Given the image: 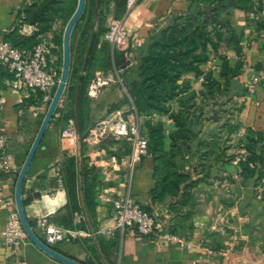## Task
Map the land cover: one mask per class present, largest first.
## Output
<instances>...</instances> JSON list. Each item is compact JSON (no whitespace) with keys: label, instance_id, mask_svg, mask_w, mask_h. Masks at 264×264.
<instances>
[{"label":"crops","instance_id":"1","mask_svg":"<svg viewBox=\"0 0 264 264\" xmlns=\"http://www.w3.org/2000/svg\"><path fill=\"white\" fill-rule=\"evenodd\" d=\"M33 1L0 0V42H11L13 37L35 38L38 42L47 38L59 58L60 46L63 51V37L62 45L59 40L62 31L64 35L66 25L62 19H58L50 31L39 32L36 25L25 21V10ZM254 2L253 11H230L233 26L241 39V51L237 52L231 45L221 43L217 51L210 48L211 59L201 67L204 72L213 71L215 77L224 84L225 78L220 74L221 57L226 56L232 67L240 65L238 75L230 79L229 96L210 102L206 107L208 118L203 119L195 143L200 139L208 142L209 146L194 147L192 152L185 151L182 154L179 170L189 175V180L181 185L178 195L169 194L163 201H154L151 190L156 185L155 167L149 155L144 156L136 166L131 179V196L162 219V233L178 234L191 242L192 246L157 235L132 237L128 232L121 231L114 237L98 234L99 228L114 224L113 206L100 203L97 195L94 198L93 194L90 200L86 195L87 185L94 177V193L103 189L114 198L128 191L126 182L129 181L131 148L127 153L122 145L124 142L113 136L106 137L100 146H89L85 139L99 121L111 115L123 114L129 119L145 120L134 109L128 85L135 80L136 69L146 52L152 31L164 26L172 16L185 14L192 4L189 0H154L139 2L119 20L123 21L131 36L134 66L120 71L125 64V52L114 49L101 36L98 48L108 43L111 67L107 70L98 69L95 75L103 71L112 75L115 81L107 85L97 97H90L87 134L84 137L80 135L81 88L78 85L75 117L64 118L63 95L29 168L22 196L29 219L36 222L39 215H49L54 222L66 228L92 234L69 236L53 247L84 264H264V197L257 199L254 190L262 167L252 164L255 168L252 173L236 178L235 167L231 163L249 132L258 133L264 139V30L256 29V22L264 20V0ZM113 10L114 4L111 5L107 26L114 21ZM255 76H259L260 80L256 92L251 95L248 87ZM201 77L204 78L203 75L196 76L194 72H189L182 80L189 81L198 92L202 87ZM11 82V75L0 65V135L9 140L7 154L11 162V169L2 173L3 196L12 202L9 208L0 207V264H66L43 252L30 239L17 248L4 242L3 230L10 212L17 209V177L46 114L40 91L26 87L15 89ZM126 97L129 100L123 102ZM77 100L79 131L76 126ZM197 102H200V95L197 96ZM114 105L119 107L111 110ZM158 121L165 124V148L169 149V135L176 129L175 122L168 116L155 113L153 122ZM230 126H233L231 132ZM67 127L76 128V140L64 135ZM220 137L223 147L212 152L213 141ZM112 141L117 142L111 144ZM112 156L119 158L120 170L110 163ZM71 158L75 159L78 175L75 212L63 178L65 163ZM102 165L107 166L108 174L103 173ZM78 215H83L86 220L84 229L76 224Z\"/></svg>","mask_w":264,"mask_h":264},{"label":"trees","instance_id":"2","mask_svg":"<svg viewBox=\"0 0 264 264\" xmlns=\"http://www.w3.org/2000/svg\"><path fill=\"white\" fill-rule=\"evenodd\" d=\"M189 1L192 4L185 14L172 16L164 26L152 31L146 52L136 69L135 80L128 85V93L137 115L145 117L142 124L143 132L148 138V155L153 159L155 167L156 185L151 190L154 201H163L169 194L178 195L181 185L189 180V175L179 170L183 152H192L194 147L205 144L209 146L208 142L205 143L200 139L195 143L199 129L203 126V119L208 118L206 107L210 102L229 96L230 79L238 75L240 65L232 67L226 56L221 57L220 74L225 78L224 84L215 77L213 71L204 72L201 67L211 59L210 48L217 51L221 43L231 45L237 52L241 51V39L233 26L230 11L255 10L254 0ZM77 4L78 0H34L25 10V21L36 25L39 32L50 31L53 23L58 19H62L66 25L75 12ZM112 4H114L113 20L119 21L127 11L126 0H99V3L97 0H86L84 11L71 35V67L64 94V118L75 117V95L79 85L82 137L88 132L86 125L90 96L87 88L94 79L96 70H107L111 67L108 59L110 53L108 43H103L101 49L98 48V43L107 31V19ZM207 7H211V10L207 11ZM256 29L264 30V20L256 22ZM95 31L97 33L95 46L90 55L87 71L83 73L85 56ZM62 37L63 31L59 40L61 45ZM11 43L20 49L30 50L38 40L13 37ZM60 55L58 65L62 72L63 57L60 58ZM5 72L8 73L6 70ZM189 72H194L196 76H204L200 91L194 90L189 81L182 80V77ZM198 95L200 102H197ZM128 100L126 97L123 102ZM118 107L119 105H114L111 110ZM155 113L168 116L175 122L176 129L169 135L171 139L169 149L165 148V124L162 121L153 122ZM232 130L233 126H230L229 131ZM221 139L220 137L213 141L212 152L223 147ZM263 140L260 134L253 132H249L244 140L249 155L241 162V176L249 175L255 170L254 166L260 164L262 170L257 175L256 184L264 173ZM120 141L124 142L122 145L129 153L130 142L124 139ZM116 142L112 141L111 144ZM63 178L75 212L78 175L74 158L65 163ZM95 182L94 177L87 185L86 195L89 200L92 199L93 194L94 198L97 195V191L93 192ZM144 209L150 211L148 208ZM85 222L83 218L77 226L84 229ZM30 223L37 232L36 222L30 220Z\"/></svg>","mask_w":264,"mask_h":264},{"label":"built area","instance_id":"3","mask_svg":"<svg viewBox=\"0 0 264 264\" xmlns=\"http://www.w3.org/2000/svg\"><path fill=\"white\" fill-rule=\"evenodd\" d=\"M152 2L154 0H126L127 13L130 12L139 2ZM38 30L37 28H35ZM114 49H120L125 52V64L120 68V71L134 66L133 51L130 49L131 36L123 25V21H111L108 24L107 31L103 36ZM130 49V50H129ZM0 65L11 75L12 88L19 89L26 87L33 90H38L42 93L43 103L47 111L50 102L52 101L55 89L57 88L61 72L58 65V56L53 51L51 41L43 38L32 49H20L14 46L9 41L0 42ZM119 71V72H120ZM204 81V78H200ZM260 77H253L249 83L248 93L254 94L257 89V83ZM115 81L112 75L105 74L103 71H98L88 87V95L91 98L97 97L102 90ZM36 113V112H35ZM64 135L69 139L76 140L78 132L75 127H67L64 129ZM113 136L116 139H124L131 144V153L129 156L128 167L129 175L128 191L125 195L112 198L109 194L99 189L97 198L100 203L111 204L113 206L112 219L114 224L110 227L99 228L98 234H103L107 237H114L118 231L122 233L128 232L132 237L157 235L158 237L179 244H187L192 246V243L184 237L172 232L162 233L164 223L160 217L153 212L147 211L141 204L136 202L131 196L130 187L136 166L142 161L143 157L148 155V138L143 132V125L140 118L129 119L123 114H115L99 121L89 132L85 141L89 146H100L103 140ZM8 138L0 135V207L9 208L12 202L5 199L3 196L2 173L11 169V162L7 154ZM249 155V150L245 141H242L237 149L236 154L231 159L232 165L235 167L234 176L240 178L242 174L241 162ZM116 170H120L121 162L116 156L111 157V162ZM102 171L108 174L109 171L106 165H102ZM257 199L264 197V173L259 182L254 187ZM83 215L76 217V224H80ZM36 230L38 235L48 245H56L69 236H91L92 234L86 231L74 230L59 225L51 220L49 215H39L36 219ZM3 238L5 244L14 248L19 247L29 238L22 226L17 209L10 212L9 219L3 230Z\"/></svg>","mask_w":264,"mask_h":264},{"label":"water","instance_id":"4","mask_svg":"<svg viewBox=\"0 0 264 264\" xmlns=\"http://www.w3.org/2000/svg\"><path fill=\"white\" fill-rule=\"evenodd\" d=\"M97 1L99 3V0ZM85 4H86V0H78L76 10L66 24L64 35H63V65H62L60 81L53 95L52 101L50 102L48 106L46 114L43 118L39 131L29 151V154L25 160V163L17 177L16 188H15V201H16L17 211L19 213L22 226L28 238L43 252H45L51 257L56 258L66 264H84V263L61 253L55 247L45 243V241L38 235V233L35 231V229L32 227L30 223L29 217L27 216V213L24 207L22 196H23V186H24L25 178L27 176L29 168L43 141L45 133L52 121V118L58 108V105L64 95V92L67 86L68 77L70 73V67H71V35H72V31H73L75 24L78 22V20L80 19L84 11ZM210 10H211V7H207V11H210ZM96 37H97V33L95 31L92 35V38L90 40V43L87 49V53L85 56L83 69H82L83 73H86L87 71L89 61H90V55L95 46ZM76 116H77L76 126H77V130L79 131L80 130V122H79L80 111H79V101L78 100L76 102Z\"/></svg>","mask_w":264,"mask_h":264},{"label":"rangeland","instance_id":"5","mask_svg":"<svg viewBox=\"0 0 264 264\" xmlns=\"http://www.w3.org/2000/svg\"><path fill=\"white\" fill-rule=\"evenodd\" d=\"M107 28H108V26H107ZM59 50H60V58L61 57H63V51H62V48H61V46L59 47ZM108 59H109V61H110V56L108 55ZM60 67V66H59ZM145 121V120H144ZM144 121L142 120V122L144 123Z\"/></svg>","mask_w":264,"mask_h":264}]
</instances>
